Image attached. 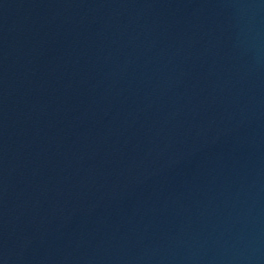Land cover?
<instances>
[{"label": "water", "instance_id": "obj_1", "mask_svg": "<svg viewBox=\"0 0 264 264\" xmlns=\"http://www.w3.org/2000/svg\"><path fill=\"white\" fill-rule=\"evenodd\" d=\"M0 264H264V0H78Z\"/></svg>", "mask_w": 264, "mask_h": 264}]
</instances>
